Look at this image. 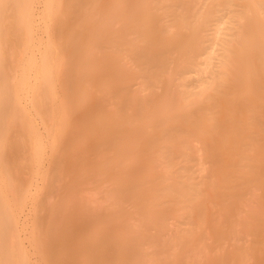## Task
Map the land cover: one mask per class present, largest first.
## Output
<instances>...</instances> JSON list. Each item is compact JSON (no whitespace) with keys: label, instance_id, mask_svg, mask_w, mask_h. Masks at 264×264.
I'll list each match as a JSON object with an SVG mask.
<instances>
[{"label":"bare ground","instance_id":"obj_1","mask_svg":"<svg viewBox=\"0 0 264 264\" xmlns=\"http://www.w3.org/2000/svg\"><path fill=\"white\" fill-rule=\"evenodd\" d=\"M30 1L0 0V264H29L24 251L8 240L12 200L5 193L23 196L24 191L21 185L24 164L10 156L11 148L25 144L28 149L26 162L29 164L40 158L33 123L23 114L18 116L13 111L17 100L14 93L16 85L6 79L9 57L14 55V51L6 48L9 36L20 43L30 39V11L26 8ZM176 1L114 0L106 18L87 25L79 19V13L87 7H100L101 0H45L46 15L53 20L48 30L65 46L66 58L60 59L52 42L47 44L41 59L30 57L22 69L20 85H28V70L35 68L36 81L30 88L38 112L44 116L56 107L55 84H59L62 111L52 138L54 145L58 142L63 144L67 138L75 136L78 142L85 137L92 138L100 152L108 153L114 148L109 161L92 167L102 171H113L117 165L127 167L131 160L138 158L143 161L137 174L117 175L115 186L110 191L113 206L102 219V224L122 220L119 230L125 231L127 247L134 251L130 264H140L146 258V254L139 251L140 234L149 233L151 226L162 229V217L175 206L179 213L193 216L200 227L207 224L218 239L227 238V231L236 232L239 226L253 234V239L257 238L244 252L232 249L225 253L218 247L220 252L204 264H251L245 259L247 254L253 263L264 264V128L259 125V122L264 123V0H211L195 12L194 19L184 3L177 10L173 22L165 23L164 19L170 14L166 5ZM219 4L225 7L241 4L237 33L223 42L220 71L214 74L212 81L204 82L197 92L180 87L175 89V79L170 70L162 69H167L169 60L177 67L195 63V56L202 47V27H206L213 18L214 7ZM135 15L139 16V21L132 23ZM120 16L126 20L127 27L137 30L146 45L135 49L127 47L128 54L138 58L152 56L154 49L159 50V57L155 60L157 69L142 68V71L149 76L153 86L158 84L161 91H151L141 95L140 99L134 95L126 96L122 93L123 81L133 76L134 71L122 61L117 38L108 40L112 49L106 45L105 55H99L94 47L96 40L108 39L107 22ZM100 79H103L105 89H120L119 97L128 101L129 110L122 113L117 106L104 110V105L99 103L91 114L74 116L76 109L70 101L76 89L83 85L81 99L85 104L90 100V87ZM234 109L237 110L234 117L227 115L228 110ZM24 125H28L26 135L18 137L13 134L14 129ZM154 128L157 131H153ZM194 135L203 142V159H211L212 163L206 165L210 167L211 180L200 184L187 174L172 176L165 160L180 148L185 151L191 149ZM66 152L63 146L59 157ZM59 157H55V163H59ZM61 186L59 198L53 203L46 202L51 205L42 219L46 227L34 234L36 247L49 264H61L63 259L61 245L55 249L50 247L61 217L83 204L89 205V214L96 213L99 207L94 202L90 203L87 197L71 191L72 183ZM244 190H248L249 199L255 200V205L251 202L253 207L242 217V210H238L247 204L243 199ZM124 197L141 211H138L141 214L139 229L126 220ZM237 211L241 218L235 214ZM41 213L37 219L41 218ZM193 231H186L184 236L188 233L194 235ZM153 234L150 236L152 243L160 246L156 234ZM196 242L195 239L193 244ZM150 259L152 264H202L197 256L187 259L184 250L174 254L161 252L155 259Z\"/></svg>","mask_w":264,"mask_h":264},{"label":"rangeland","instance_id":"obj_2","mask_svg":"<svg viewBox=\"0 0 264 264\" xmlns=\"http://www.w3.org/2000/svg\"><path fill=\"white\" fill-rule=\"evenodd\" d=\"M101 1L102 5L100 7H87L81 11L79 13V19L87 25H93L106 18V13L113 7L114 0ZM210 2L211 0H177L176 3L172 5L167 4L166 6L170 10V14L164 21L165 23L171 24L175 19L177 10H179L184 3H186L191 14L194 15L192 18L194 19L196 15L195 12L197 13L198 10L203 9ZM26 8L30 11V39L20 43L15 37L9 36L6 48L8 51H14V55L9 57L7 64L9 65V73L6 79L16 85L14 93L17 100L16 103H14L15 106L13 111L17 113L18 116L23 114L26 117H24L25 119L33 123L35 132L34 138L37 143L40 158L37 162L29 164L26 162L28 149L25 144L11 148L10 156L20 159L24 164V169L21 170V185L24 191L23 196H18L13 193L8 194V192L5 193L8 199L12 200L11 221L8 226V240L12 244L17 245V248H21V250L24 251L29 264H49L39 253L38 247H36L34 234L37 230L41 231V229L46 227L42 219L48 214L49 203L55 202L62 193L61 185H63V183H72L73 187L70 188L71 191H74L75 194L80 196L87 197L90 203L94 202L98 204L99 207L96 213L89 214L87 210L89 205L83 204L61 217L57 224L56 235L50 241V247H52V249H55L59 245L62 247L61 253L63 254V259L61 260V264H130L133 259L134 251L127 247L128 236L125 234V231L119 230L123 224L122 220H120L119 223L109 222L107 224H102V219L108 209H111L113 206V199L110 197V191L115 186L117 175H124L127 172L137 174L140 167L142 168L143 161L138 158L136 160H131L127 167L117 165L113 171H102L93 169L92 167L98 163L109 161L113 156L114 148H111L108 153L100 152L97 150L95 141L92 140V138L85 137L81 142H78L75 136L67 138L63 144L58 142L54 145L52 138L62 111L59 84H55L56 91L54 103L56 107L51 113L41 116L34 103L33 91L30 88L31 84L36 81L35 68L32 67L28 70V85L24 87L21 86L19 78L22 69L27 66L30 57L33 56L37 60L41 59L40 57L44 50H46L47 44L52 42L56 46V51H58L60 59L66 58L64 55L67 52L64 51L66 50L65 46L58 42V37L48 30L53 20L46 15L45 0H31L29 4H26ZM214 9L215 15L209 20L206 27H202V29L204 28L202 30V47L195 56V63H185L183 67H177L175 62H170L169 60L167 69H162L163 71L170 70L169 73L173 76V79H175L173 80V87L175 89L180 87L189 92H197L204 82L208 83L212 81L214 74L221 69V60L224 55L223 42L233 38L237 33V19L241 4H232L227 7L219 4L216 5ZM131 21L132 23H137L139 21V16L135 15ZM127 26L126 20L121 16L111 19L107 22L106 26L108 39L96 40L93 45L98 50L99 55H105L107 54L106 45H109V50L112 49L108 40H114L115 37L117 38L119 45V48H117L119 49V53H122V55H120L122 56V61L126 67L134 71L133 76L123 81L122 93L126 96L134 95L136 98L140 99L141 95H146L151 91H161V88L157 87L158 84L153 86L149 76H147L146 72L144 73L142 71V68L150 71L157 69L155 60L159 57V50L154 49L152 56L138 58L128 54V48H144L146 45L137 30ZM62 67L65 68L66 66L62 65ZM104 84L103 79L92 84L89 92L90 100L85 104L81 99L84 94L83 85H80L76 89L75 95L73 96L74 100L72 99L73 101H70V104L76 109L74 116H87L91 114L99 103L104 105V110L116 106L122 113H126L129 110L128 101L119 97V92H121L120 89L117 87L114 89L113 87L111 89H105ZM236 114L237 110L235 109L227 111V115L230 117H234ZM259 125L264 128V123L259 122ZM153 131H157V129L154 128ZM27 133L28 125L13 130V134H16L18 137L21 134L26 135ZM191 139V149L185 151L183 148H180L171 152L165 159L167 160V166L172 176L179 177L182 174H187L190 175L191 179L197 184L204 183L205 181L208 182L211 180L210 167L208 168V164H212L210 161L211 159H208L209 161L203 159V142L195 135ZM63 146L66 148L67 152L60 158L59 155L62 152ZM201 155L202 157H200ZM55 157L60 158V164L54 162V159H56ZM201 159H203V162L208 163L204 164L202 162L203 165ZM208 172L210 173L209 178ZM48 186H51L49 187L50 190L47 189ZM249 196L251 197L248 190H244L243 199L250 205L246 204L245 207L238 210H242L240 211L242 217L245 216L249 208L253 207L252 203L255 205V200L252 201V198L249 199ZM165 200L166 199H163V201ZM249 200H251L250 203H248ZM122 203L127 222L139 229L141 211L136 208L134 203L125 197ZM40 205L43 206L45 210H41ZM170 205L173 206L172 204ZM177 208L176 206L169 208L167 213L162 217L161 228L163 227L164 229L151 226L149 228V233L140 234L138 240L139 251L146 254V258L142 259L140 264H152L150 258L153 257V259H155L161 252L174 254L182 250L186 252L187 259L189 258L190 260L197 256V258H200L201 263L204 264L210 261L214 254L220 252L219 250L223 251L224 249L225 252L227 250L239 249L244 252L248 248L250 242L257 239L256 236L253 239L252 237H254V235L246 232L247 230L245 231L243 226L237 227L236 232L227 231L229 234L226 233L225 237L227 238L224 239L223 236L221 239H218L207 224L200 227L198 223L194 221L195 218H193V216L191 217L188 213L181 214L178 212ZM41 211V218L37 219V215ZM238 211L235 213L236 215L239 213ZM240 214L238 215L241 218ZM73 218L74 221H71ZM156 229H159V231L157 230V232ZM191 229H193V233L195 232L196 234L189 235L188 233L185 237V232ZM151 231L154 232V234ZM161 231L162 235H159ZM152 234H156L155 237H157L160 246L152 243L150 239ZM157 235L161 236V239ZM192 239L197 240L196 245L193 244L194 240ZM180 241H182V245H180ZM198 244L200 245L199 248ZM218 247H220L219 250ZM148 256H150L149 259ZM245 259L248 263L256 264L255 261L253 263V261L249 259L248 254Z\"/></svg>","mask_w":264,"mask_h":264}]
</instances>
